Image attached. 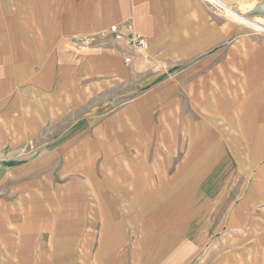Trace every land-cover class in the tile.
Instances as JSON below:
<instances>
[{
    "label": "rangeland",
    "instance_id": "1",
    "mask_svg": "<svg viewBox=\"0 0 264 264\" xmlns=\"http://www.w3.org/2000/svg\"><path fill=\"white\" fill-rule=\"evenodd\" d=\"M64 1L0 0V264H168L190 240L181 264H264L263 234L253 248L246 233L243 249L225 227L264 160L252 162V139L205 88L180 103L159 88L169 81L152 89L146 74L109 72L111 57L94 66L54 47ZM229 13L264 38V16Z\"/></svg>",
    "mask_w": 264,
    "mask_h": 264
},
{
    "label": "crops",
    "instance_id": "2",
    "mask_svg": "<svg viewBox=\"0 0 264 264\" xmlns=\"http://www.w3.org/2000/svg\"><path fill=\"white\" fill-rule=\"evenodd\" d=\"M263 2L67 0L61 5L60 16L54 23L50 39L54 47L60 39L64 40L60 51L68 52L71 57L77 56V60L91 56L94 66L100 65V58L111 57L113 66L107 68L109 72L124 68L129 72L146 74L142 83L146 82L149 88L169 81L159 88L166 84L171 86L172 97L177 102L180 101L176 99L182 98V90L205 88L207 103H220L223 106L221 117L226 119L233 134L252 139L254 162L256 155L264 158V38L252 36L242 26L230 22L227 14L230 15L231 10L252 17L254 22L259 23L261 17L251 14V10ZM119 22L131 24L132 29L147 40L146 48L134 53L129 63L122 61V56L124 58L126 54L120 53V49L112 45L113 42L81 50L73 49L68 44L69 38L89 35ZM232 36H235L239 47H227ZM184 72L186 75L181 76ZM168 73L173 75L170 80H165L164 74ZM230 87L238 89L234 93L236 96L229 95ZM218 88L220 94L212 91ZM208 89L212 92L210 96ZM145 94L149 95L150 91ZM1 173L3 170L0 166V182L5 178ZM251 174L252 193L247 192L248 188L245 190L243 196L246 198L241 202L246 203L241 208L233 209L232 216L237 217L236 223L225 226L228 230L226 233H237L236 240L231 243L243 249L246 233L250 234L247 235L248 242L252 238L253 248L262 246L256 244L257 234L264 236V160L253 165ZM199 242L190 240L184 246L188 256L197 249ZM175 254L176 257L168 264H181L185 259L183 252L177 251Z\"/></svg>",
    "mask_w": 264,
    "mask_h": 264
},
{
    "label": "built area",
    "instance_id": "3",
    "mask_svg": "<svg viewBox=\"0 0 264 264\" xmlns=\"http://www.w3.org/2000/svg\"><path fill=\"white\" fill-rule=\"evenodd\" d=\"M107 40L122 41L128 49L140 51L147 46V40L132 29L131 24L119 22L108 25L95 33L68 39V44L76 50L96 47ZM124 62L129 63L130 57L125 56Z\"/></svg>",
    "mask_w": 264,
    "mask_h": 264
},
{
    "label": "water",
    "instance_id": "4",
    "mask_svg": "<svg viewBox=\"0 0 264 264\" xmlns=\"http://www.w3.org/2000/svg\"><path fill=\"white\" fill-rule=\"evenodd\" d=\"M251 14L264 16V2L256 5L252 10Z\"/></svg>",
    "mask_w": 264,
    "mask_h": 264
},
{
    "label": "bare ground",
    "instance_id": "5",
    "mask_svg": "<svg viewBox=\"0 0 264 264\" xmlns=\"http://www.w3.org/2000/svg\"><path fill=\"white\" fill-rule=\"evenodd\" d=\"M232 14H234L232 11H230ZM235 17H237V18H240L238 15H234ZM245 22H247V23H249V24H251V25H257V24H255V23H253V22H251V21H248V20H246V19H243Z\"/></svg>",
    "mask_w": 264,
    "mask_h": 264
}]
</instances>
